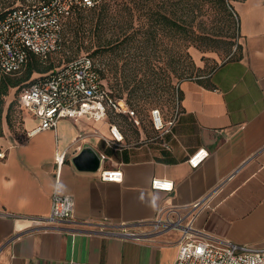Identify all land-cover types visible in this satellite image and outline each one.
I'll list each match as a JSON object with an SVG mask.
<instances>
[{
    "label": "crops",
    "instance_id": "0c3cea01",
    "mask_svg": "<svg viewBox=\"0 0 264 264\" xmlns=\"http://www.w3.org/2000/svg\"><path fill=\"white\" fill-rule=\"evenodd\" d=\"M231 2L238 22L232 52L211 73L179 83V109L168 133L152 122L143 129L137 119L139 143L117 125L124 142L111 146L116 124L110 114L105 120L64 118L55 130L30 136L40 121L19 94L22 134L0 137V264H175L178 233L138 243L102 236L99 224L142 229L138 225L164 207L209 196L211 209L198 216V228L221 242L264 248V0ZM88 147L101 157L97 172L73 162ZM202 149L209 156L194 169L189 157ZM115 169L123 171L122 182L102 179L103 171ZM154 178L173 181L174 190H154ZM56 191L74 197L75 220L45 230L31 219L49 216Z\"/></svg>",
    "mask_w": 264,
    "mask_h": 264
},
{
    "label": "built area",
    "instance_id": "2783aa9c",
    "mask_svg": "<svg viewBox=\"0 0 264 264\" xmlns=\"http://www.w3.org/2000/svg\"><path fill=\"white\" fill-rule=\"evenodd\" d=\"M105 0H25L0 14V81L7 75L20 73L32 55L47 60L58 52L63 44V27L66 19L78 9L94 8ZM234 12V11H233ZM235 14V13H234ZM236 15V14H235ZM23 108L40 121L29 133L55 130L61 119L85 117L89 120H105L110 114L137 120V114L125 99H118L105 86L102 74L90 56H82L68 64L33 78L20 89ZM152 121L158 131L170 132L175 119L166 123L159 110L152 111ZM108 144L119 147L124 135L117 125L110 127ZM209 156L207 150H199L189 157L192 168H198ZM0 158L5 152L0 150ZM63 155L57 158L58 174ZM102 179L122 182L121 169L105 170ZM154 190L170 193L173 181L154 178ZM211 196L196 200L187 206H167L155 218L137 225L121 223L99 224L98 233L138 243L152 242L165 232H176L178 256L175 264H264V248L221 242L197 227L196 220L205 210L211 209ZM74 197L56 191L52 197L48 217L31 219L42 229L60 230L62 224L75 220Z\"/></svg>",
    "mask_w": 264,
    "mask_h": 264
},
{
    "label": "rangeland",
    "instance_id": "374dc122",
    "mask_svg": "<svg viewBox=\"0 0 264 264\" xmlns=\"http://www.w3.org/2000/svg\"><path fill=\"white\" fill-rule=\"evenodd\" d=\"M131 1L129 0L132 7L133 28L130 31V34L133 33L132 39L125 41L118 27L110 31L103 30L98 35L97 33L91 34L89 31L85 33L84 30L81 31L83 27L76 26L70 33H67L69 21L82 19L85 23L93 17L97 18L101 13L100 9L95 11L83 9L73 14L65 23L61 49L44 60L43 66L51 68L44 73L48 74L82 56H90L101 71L112 95L117 96L118 99L119 96L127 97L128 104L136 111L140 127L146 129L151 126V122L153 125V110H159L164 121L173 119L175 112L179 109L178 85L180 82L185 79H198L205 76L211 73L220 62L228 59L232 52L230 50L233 49L232 46L237 41L238 22L233 14V7L231 8V0L227 1L228 12L215 2L205 3L201 16L205 31L210 32L209 34H217L225 43H218L217 49L212 51L201 49L194 44L190 45V41H188L186 50L188 55L185 56L186 44L183 37L176 34L174 30L169 33L166 28L158 25L152 29L155 33H151L149 38L141 33L152 23L148 21L147 16L149 15L145 13V10L136 6L135 3L138 0ZM24 2L25 0H0V14L8 8ZM161 4V0H155L152 3L153 9L157 10ZM121 6L117 8L120 9ZM117 8H113L114 13H117ZM127 17L124 15L118 20L122 22L127 20ZM88 27L89 24H86L85 29ZM195 55L198 56V60ZM199 59H201V63H199ZM39 75L42 74L34 73L31 79L20 86ZM147 80H153L154 84L150 87L146 85L143 87L145 90L139 89L132 98L129 97V90H121L125 87L124 81H130L134 85L138 82H147ZM19 92L20 89L10 90L4 99V104L0 106V137L20 138L22 134L24 112L18 101ZM108 120L110 123L120 126L130 142L139 143L141 134L137 133L134 120H129L126 117L118 118L113 115H110Z\"/></svg>",
    "mask_w": 264,
    "mask_h": 264
},
{
    "label": "trees",
    "instance_id": "16d2710c",
    "mask_svg": "<svg viewBox=\"0 0 264 264\" xmlns=\"http://www.w3.org/2000/svg\"><path fill=\"white\" fill-rule=\"evenodd\" d=\"M154 1L155 0H138L135 3L139 9L145 10V13L149 15L147 16L149 18L148 21H151L152 23V25L148 26L145 31H141V33L145 36H148V38L151 33H155L152 29H155V27L158 25L166 28L169 33L174 30L176 34L183 37L184 43L186 44L184 50L185 56L188 55L186 51L188 48V41H190V45L194 44L201 49L212 51L217 49L218 43H225L224 40L221 39L217 34H209L210 32L205 31V28L203 26L204 21L201 16L203 15L205 3L209 2H215L216 4L220 5L224 11L228 12V0H161L162 4L158 6L157 10L153 9L154 6L152 5V3H154ZM121 4L123 5L121 6ZM118 6H121L120 9L117 8ZM114 7L118 9L117 13L113 12ZM89 9H92L94 11L100 9L101 13L97 18L93 17L85 21L86 24H89L88 29H85L86 24L84 23V21H82V19H75L68 22L69 28L67 29V33H70L71 30L76 26L83 27L81 31L84 30L85 33L89 31V33L91 34L97 33L98 35L99 32H102L103 30L110 31L111 29L114 30L118 27L119 32L124 37L125 41H129L133 38V33L130 34V31L133 28V23L131 20L132 7L130 6L129 0H105L96 7ZM80 10L83 9H78L75 11V13ZM124 15L128 16L127 20L120 22L118 18L123 17ZM68 19L65 20L64 25L68 21ZM43 62L44 61L41 60V58H39L38 56L32 55L24 70H22L18 74L7 75L2 78V80L0 81V106L4 104V99L6 96H8L10 90L21 89L23 86L20 85L31 79L34 73L44 74L51 69L49 67H44ZM18 75L21 76L18 77ZM123 83L125 87L121 90H129V97L131 98L136 95L139 89L146 87V85L150 87L152 84H154L153 80H147V82H138L134 85H132V82L130 81H124ZM104 84L108 88L105 80ZM143 90L145 89L143 88ZM119 98L125 99L128 102L127 97L123 98L119 96Z\"/></svg>",
    "mask_w": 264,
    "mask_h": 264
},
{
    "label": "water",
    "instance_id": "95a60500",
    "mask_svg": "<svg viewBox=\"0 0 264 264\" xmlns=\"http://www.w3.org/2000/svg\"><path fill=\"white\" fill-rule=\"evenodd\" d=\"M75 166L81 171L97 172L101 165V157L93 148H86L73 159Z\"/></svg>",
    "mask_w": 264,
    "mask_h": 264
}]
</instances>
